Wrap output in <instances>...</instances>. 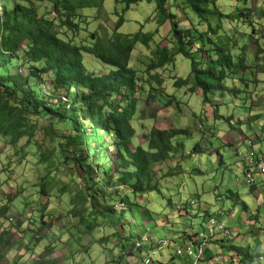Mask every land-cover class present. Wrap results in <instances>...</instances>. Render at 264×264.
<instances>
[{
	"label": "trees",
	"instance_id": "16d2710c",
	"mask_svg": "<svg viewBox=\"0 0 264 264\" xmlns=\"http://www.w3.org/2000/svg\"><path fill=\"white\" fill-rule=\"evenodd\" d=\"M36 1L0 0V136L7 137L10 145L26 137L25 143L33 145V156L45 164V173L33 184V200H38L33 208H37L39 218L25 212L27 219L37 222V228L25 231L28 242L11 260L7 254L16 246L14 238L21 226L7 215L15 194L0 196V264L61 262V257H54L52 252L63 236L56 238L50 230L58 216L52 214L47 219L44 212L51 205L50 198L61 201L62 196L68 199L61 201L62 207L69 208V217L77 229L71 233L73 239L67 237L65 241L75 245L72 255L79 253L82 236L91 235L96 226L111 229L101 239L109 243L108 264H124L128 254L140 256L143 252H147V257H141L143 264H151L154 249L167 247L179 238H183L182 243L197 246L200 242L196 230L170 229L174 235L164 242L155 235L154 224L145 227V219L152 218V211L143 204L150 194L161 195L163 179L159 172L164 165L168 172L162 177L179 176L186 158L208 149L195 141L185 153L184 139L191 133L188 128L143 127L142 118L148 108L145 104L169 106L166 97L179 102L174 94L160 87L162 78L154 70L172 65L177 55L188 59L189 74L173 77V88L198 90L202 103L210 102L212 106L210 115L225 120L218 113L217 96L243 93L247 82L260 87L261 82L264 84L257 77L264 72V0H145L154 4L157 27L167 25L170 43L155 46L143 73L133 52L137 44L149 47L157 27L143 31L144 24L140 23L135 32H121L125 20L117 13L107 33L98 27L89 29L91 14L84 10L99 11L104 0H45L50 7L42 11ZM115 1L123 4V13L141 0ZM84 54L106 66V70H89ZM236 80L245 89L229 86L228 82ZM246 139L253 142L254 138ZM230 145L228 141L223 143ZM211 150L219 154L218 148ZM237 150L241 149L236 146L235 154ZM218 160H222L221 155ZM240 162L244 172L241 159ZM192 170L202 174L197 167ZM60 174L69 181L59 187ZM167 203L172 205L169 198ZM180 205L177 211L187 212L186 204ZM217 226L212 223L213 234L206 244L219 241L214 239ZM46 236L49 242L43 253L23 260L32 245ZM228 247L229 252L241 256L246 251L233 243ZM115 249L119 252L116 257ZM203 260L209 264L207 258ZM238 262L243 263V257Z\"/></svg>",
	"mask_w": 264,
	"mask_h": 264
},
{
	"label": "rangeland",
	"instance_id": "374dc122",
	"mask_svg": "<svg viewBox=\"0 0 264 264\" xmlns=\"http://www.w3.org/2000/svg\"><path fill=\"white\" fill-rule=\"evenodd\" d=\"M252 1L255 3V0ZM36 4L40 11L50 7V3L45 0H37ZM153 6V2L148 3L145 0H141L122 13L123 4L117 3L115 0H104L103 7L99 11L96 10L95 12L94 8L84 9L86 13L91 14V18H89L90 24L87 27L89 29L98 27L100 31L110 33L111 27L118 17L117 13H120L125 20L119 29L121 32H135L140 29V23L144 24L143 31H154L157 24L155 16H153ZM180 15L181 17L183 16L182 13ZM188 15L193 23H197V19L194 16L190 13ZM202 28L203 26H199V29ZM169 37L167 25L163 24V26L157 27V32H155L148 48L137 44L133 55L136 57V65L142 73L145 70V64L149 62L152 56L151 52L155 46L167 44L170 41H168ZM84 57L85 65L89 70H94L95 73L106 70V66L99 65V62L90 55L84 54ZM188 70L189 60L181 55L175 57L172 65L154 70L162 78L160 87L164 88L168 93L174 94L179 102H175L173 98L166 97L170 102L169 106H162L157 102H153L150 105L145 104L148 108L143 116L144 119L142 118L143 127L148 129L154 125L157 128H164L173 125L178 128H188L191 133L189 135L190 138L184 136L185 153L189 152V148L195 141H198L202 147H208V149L199 156L192 155V157L186 158L184 165L182 164L183 172L179 176L162 177L168 172L165 166L167 164H165L159 172L160 178L163 179L161 195L150 194L147 203L143 205L152 211L151 220L145 219V227L150 228L149 226L154 224L155 226L152 229L155 231V235L162 238L163 241H169L173 237L174 232L171 230H196V238L198 242H202L199 254L200 259H196L197 246L190 242L182 243L183 238H179L181 240L171 241L167 247L164 245L160 249H154L156 251L150 255L151 264H186V258L187 264H191L194 261L197 264H205L203 259L206 260V258L209 260V264H215V261L217 262L216 264H264V234L260 236L261 246H259L255 242L254 237L246 236L245 233L249 229V218L256 217V214L259 216L257 217L259 224L264 229V205L259 207L256 205L262 200L264 193L261 194L259 200L249 194V186L244 182L240 158L234 153L236 146L241 150L246 149L245 142L241 140L245 136L246 138H254L253 148L264 155V131H257V127L264 123V84L261 82L262 87H260V85L255 86V84L247 82L248 88L243 93L234 96L226 94L223 98L217 96L215 103L218 105V113L223 115L225 120L222 118L214 119L210 115L212 108L210 102L202 103V96L198 90L190 92L187 87L173 88V77L184 78L189 74ZM257 77L260 80H264V72L259 73ZM228 84L229 86L234 84L238 89H245L243 83L238 80L232 84L228 82ZM255 131L257 132L255 133ZM211 134L214 136L213 139ZM138 137L140 138L141 135L139 134ZM25 138L22 137L17 144L10 145L7 137L0 136V196L2 197L6 193L15 194L7 215L8 217L11 216L13 221L19 222L21 226L19 234L14 238L16 246L7 254L8 260H11L17 251L22 250L21 246L26 245L28 236L25 235V231L29 232L37 228V222L27 219L25 212H31L33 216L30 217L39 218L37 208H33L38 205V200H33L36 198L33 196V191H35L33 184L40 175L45 173V164L40 163L33 156V145L26 144ZM226 141L231 142L232 145L223 146ZM22 146H24V150L21 149ZM210 147L218 148L219 154L214 153ZM21 150H23L24 154H22ZM219 155L222 157L221 161L218 160ZM173 161L170 163H173ZM194 167L199 168L202 174L192 170ZM52 172L53 174L56 173L55 171ZM60 175L62 176V174ZM258 176L255 177V180ZM68 181L69 178L62 176L57 185L60 187L61 183L65 184ZM261 188L264 190L263 185H261ZM231 192H234L235 195H231ZM168 198L172 205L167 203ZM65 200H68L67 197L62 196L61 201L66 202ZM49 201L51 205L46 208L44 214H48L47 219L52 214L58 216L57 221H59H54L55 224L52 222L50 230L56 238L63 236L61 242L56 243V248L52 252L54 257H61L59 264H71L74 261L80 264H108L107 247L109 243H105L101 239H103V234L110 232L111 229L105 226L94 227L91 235L82 236V246L77 249L79 253L72 255L75 245L66 244L65 241H67V237L69 240L73 239V234L77 229L73 226L74 223L69 217L67 210L69 208L62 207V203L57 197L50 198ZM25 202H28V204L25 205ZM142 202L145 203L146 201ZM179 203L183 204V207L186 204L187 212L185 210L177 211L178 206H181ZM244 204L248 206V209H243ZM255 208H259V213ZM205 210H207L208 215L204 212ZM213 222L215 225L221 222L223 229L229 232L232 231L233 238H231V241H234L237 246H241L240 237L246 236L245 241L242 243V246L246 249L242 256L243 263L238 262L235 257L230 259V256L234 254L238 256L242 254L231 252L225 258L223 257L226 256L224 254H215L220 249L215 252L214 247L210 243L206 245L205 240L210 235L208 227H212ZM46 228L48 229V226ZM125 229H128V227ZM223 229L217 228L215 232H221ZM47 241L48 237L46 236L38 244L34 243L31 251H27L22 259L27 260L30 257H36V254L40 252L43 253L42 249L47 244ZM153 244L155 245L156 242ZM230 244L232 243L224 242V252L229 250L228 246ZM186 246L191 249V255L185 253ZM205 246L210 249L213 255L205 256ZM178 248L181 249L182 253L175 252ZM257 253H261L260 256H257ZM118 254V250L115 249L114 257ZM249 255L253 257L250 258ZM141 257H147V252H143L140 256L138 254H128L125 257L124 264H143Z\"/></svg>",
	"mask_w": 264,
	"mask_h": 264
},
{
	"label": "crops",
	"instance_id": "0c3cea01",
	"mask_svg": "<svg viewBox=\"0 0 264 264\" xmlns=\"http://www.w3.org/2000/svg\"><path fill=\"white\" fill-rule=\"evenodd\" d=\"M257 130H262V131H264V123H261L260 124V126H258V128H257ZM246 137H244V139H241L242 140V142L244 141L245 142V144H246V140L247 139H245ZM252 144H253V142H252ZM254 145V144H253ZM257 152V151H256ZM258 154H261V153H259V152H257ZM258 176V175H257ZM257 183H259L257 186H256V184ZM261 185H263V187H264V174L263 175H259L258 177H257V179L255 180V183H254V187H252V189H250V188H248V192H249V194H251L255 199H257V200H259V197L261 196V194L262 193H264V190L261 188ZM250 187V186H249ZM256 205L259 207L260 205H264V196H262V200H260L258 203H256ZM246 206V209H248V206L247 205H245ZM255 209H257V212L259 213V208H255ZM257 216L256 217H259L258 216V214H256ZM249 229H247L246 231H245V233H246V236H249V237H254V239H255V242L257 243V244H259V246H261V240H260V236H262L263 234H264V229L262 228V226H261V224H259V220H258V218H252V217H250L249 218ZM252 221V222H251ZM258 225V226H257ZM253 226V228H251ZM232 232V231H231ZM216 233H218V235H214V239H218V240H220V242H210V244L214 247V250H215V252L216 251H218V249H220V251L219 252H216L215 254H224V255H230V253L231 252H229L230 250H226L225 252L223 251L224 249H223V246H224V242H229V243H233V244H235V242L234 241H231V240H229V241H226L225 240V232L222 230L221 232H216ZM239 235H241L240 233H239ZM238 235V236H239ZM245 235L244 236H242V237H240L241 239H240V245L242 246V243L245 241L244 239H246L245 237H246ZM224 239V240H223ZM249 239V238H248ZM170 240V239H169ZM26 242H28V240L26 241ZM209 244V243H208ZM207 245V244H206ZM236 245V244H235ZM253 251V250H252ZM204 253L207 255V256H210V255H213V253L210 251V249H208L206 246H205V248H204ZM259 254H261V253H259ZM224 257V256H223ZM237 258V260L239 261L240 260V258L242 257V256H238V255H236V254H234V255H232V258ZM125 261V260H124ZM185 262H186V264H187V258H186V260H185Z\"/></svg>",
	"mask_w": 264,
	"mask_h": 264
},
{
	"label": "built area",
	"instance_id": "2783aa9c",
	"mask_svg": "<svg viewBox=\"0 0 264 264\" xmlns=\"http://www.w3.org/2000/svg\"><path fill=\"white\" fill-rule=\"evenodd\" d=\"M247 149L245 151L237 150L236 155L241 159L242 164L244 165V182L245 184L251 186L255 182V177L257 175H263L264 174V155L258 154L256 150L253 148L252 142L250 140L246 141ZM211 225V224H210ZM212 226V225H211ZM218 229H223L221 224L217 226ZM223 231L226 233L227 230L223 229ZM208 233H213L212 227H208ZM165 242V241H164ZM202 247V242H200L197 245V253H196V259L199 257L200 251ZM177 253H182L181 249H176ZM185 253L188 255H191V249L189 246L185 247ZM191 264H197L196 261H194Z\"/></svg>",
	"mask_w": 264,
	"mask_h": 264
},
{
	"label": "clouds",
	"instance_id": "9594fccd",
	"mask_svg": "<svg viewBox=\"0 0 264 264\" xmlns=\"http://www.w3.org/2000/svg\"><path fill=\"white\" fill-rule=\"evenodd\" d=\"M253 145V144H252ZM263 155V154H262ZM249 186V185H248ZM180 205V204H179ZM179 207V206H178ZM213 218V217H212ZM9 219L11 220V219H13L11 216H9ZM220 224V223H219ZM218 224V225H219ZM213 234V233H212ZM212 234H210V235H212ZM225 237H227V239H225V240H231V238H233V233L232 232H229V231H226V233H225Z\"/></svg>",
	"mask_w": 264,
	"mask_h": 264
}]
</instances>
